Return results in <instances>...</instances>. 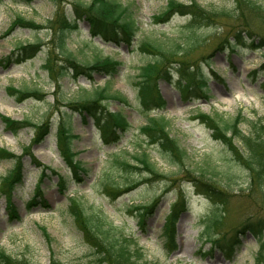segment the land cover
Listing matches in <instances>:
<instances>
[{
    "label": "rangeland",
    "instance_id": "rangeland-1",
    "mask_svg": "<svg viewBox=\"0 0 264 264\" xmlns=\"http://www.w3.org/2000/svg\"><path fill=\"white\" fill-rule=\"evenodd\" d=\"M75 1L88 3L90 0H33L29 3L25 0H0V148L20 155L23 148L31 144L40 124L45 120L51 124L41 142L30 147L32 155L42 166L32 163L28 155L23 156V180L14 189L12 198L19 212L18 219L10 221L5 196L0 188V250L32 264H48L52 256L63 264H95L92 263V247L85 242L69 209L70 199L76 198L88 215L102 219L106 225L112 224L116 234L136 239L145 260L150 263L254 264L258 244L251 236L242 239L240 249L230 261L222 262L224 258L219 252L202 254L209 248V244L200 238L203 231L201 217L209 209V201L196 193L190 179L198 177L215 182L233 195L230 222H237L246 215H264V210L249 198L247 170L232 161L230 152L213 138L211 130L198 118L199 112L225 119L233 118L237 113L251 119L264 116V46L238 47L232 53L226 45L217 49L218 42L230 33V29L241 25L240 21L225 17L217 19L209 27L197 29L207 39L205 45L192 55L198 58L202 67L206 98L189 102L180 96L176 83L162 81L159 89L166 106L152 113L167 119L170 136L186 150L187 157L181 168L175 167L153 147L144 146L156 169L168 174L165 179L151 177L148 181L145 170L126 173L106 161L110 152L128 151L134 154L140 149L138 143H142L139 128L145 124L146 118L133 108L136 104L135 89L130 77L153 55L140 51L137 43L143 39L157 40L167 47L175 41L183 42L188 31V18L175 14L165 21L155 20L154 17L164 10L168 0H119L128 6L137 27L130 45L123 43L116 47L92 39L85 21L79 23L77 30L69 32L66 40L68 48L82 62L94 54L110 56L122 62L119 71L110 78L96 73L91 80L84 76L75 79L70 73L59 75L63 57L56 48V25L52 26L49 22L61 7L65 14H69ZM197 2L206 9L214 10L231 11L234 6L232 0ZM16 17L32 20L38 26H11ZM259 30L256 33L264 36V30ZM257 42L258 38L255 45ZM29 44L38 45L33 57L15 63L6 62V56L16 53L21 45ZM46 59L51 60V70L47 69ZM253 71H256L254 76ZM107 79L111 90L124 95L132 105L119 111L121 104L118 101L104 103L108 111H119L117 113L129 121V127L120 131L121 139L117 144H105L99 125L90 117L84 121L68 106L79 98L81 87L90 90L103 86ZM11 86L39 91L41 98L29 95L19 101L17 96L8 93L7 87ZM2 115L14 120L28 119L29 123L13 133L5 127ZM60 119L77 136L71 143L76 160L86 171L78 172L81 180L74 177L57 148L55 131ZM240 127L247 131L243 123ZM236 144L241 147L239 142L236 141ZM13 165V160L0 158V187L3 177ZM58 177L64 180L62 185L58 183ZM107 180L119 187L116 194L105 192L103 183ZM37 185L42 189V198L48 206L35 204L28 208L27 202ZM179 192L185 195L188 209L177 224L178 248L168 254L161 245V227L169 205ZM155 201H158L156 207L147 215L143 228L138 211L130 210V207L151 205ZM234 217L237 219L234 220ZM42 227L50 240L44 235Z\"/></svg>",
    "mask_w": 264,
    "mask_h": 264
},
{
    "label": "trees",
    "instance_id": "trees-1",
    "mask_svg": "<svg viewBox=\"0 0 264 264\" xmlns=\"http://www.w3.org/2000/svg\"><path fill=\"white\" fill-rule=\"evenodd\" d=\"M31 2L33 0H25ZM232 10L206 9L197 0L179 2L168 0L164 10L154 17L157 21H165L175 14L188 18L187 33L184 41H175L172 45L163 47L157 40L143 39L137 43V47L143 53L152 54L153 57L136 68L132 78L135 89V101L133 106L140 114L146 117V124L139 128L142 143H138L139 151L134 154L128 151L111 152L106 162H111L114 168L131 173L132 170H145L149 177L146 180L168 177V174L158 171L150 161L146 147H153L164 160L181 168L187 157L186 150L181 148L176 139L171 137L168 131V121L162 115H151L156 110L165 107L166 101L161 95L159 82H172L179 86L180 95L184 99L193 100V97L206 98L204 93L205 77L202 75L200 61L192 57L195 51L205 45L207 39L197 32L201 27H209L222 17L233 21H240L241 25L231 28L230 33L217 44V49L228 46L230 51L242 46L261 48L264 46V36L256 31L264 30V0H232ZM85 21L88 25L90 36L99 39L103 44L120 46L125 43L130 45L137 27L132 19L130 9L119 0H90L88 3L73 2L69 14H65L61 7L49 22L56 25L58 34L56 37V48L63 57V63L59 65V75L70 73L73 78L84 76L91 80L96 73L105 77H112L119 71L121 61L110 56L100 57L97 54L83 62L76 58L67 46V34L78 29V24ZM23 25L36 27L32 20L16 17L12 25ZM258 42L255 45V40ZM37 44L21 45L16 53L6 56V62H20L34 56ZM192 58V59H191ZM203 57H201L202 59ZM50 59H46L47 69L51 70ZM256 74L253 71L252 75ZM8 93L17 96L19 101L26 99L29 95L41 98L38 91L21 90L7 87ZM203 92V93H202ZM118 101L123 107H131L128 99L110 88L109 79L103 86H96L90 90L81 87L79 98L69 103V110L77 113L85 121L90 117L96 125H99L101 138L105 144H116L121 139V132L129 126V122L123 115L110 113L104 103ZM65 114L69 117L68 111ZM105 114V115H104ZM198 118L208 129L211 130L213 138L220 142L226 151L231 154L235 163L244 167L248 172L249 197L254 205H259L264 210V116H255L253 119L237 113L233 118L210 116L199 113ZM5 127L11 132H17L26 127L28 119L21 121L2 116ZM103 119V120H102ZM110 119V121H109ZM247 126L244 131L240 124ZM50 121L45 120L38 127L31 142L36 144L48 133ZM121 131V132H120ZM77 137L71 133V129L60 119L56 126L57 148L72 171L74 177L79 179L78 172H86L75 158L72 148V139ZM236 141L240 143L239 147ZM23 148L21 155H15L0 148L1 159L14 161L13 167L3 177L1 192L6 200V212L10 221L19 218L17 207L12 202V193L15 187L22 182L24 155L31 158V162L42 166L32 155L30 146ZM141 150V151H140ZM194 189L209 201V209L201 217L203 231L200 238L209 244V248L202 254H213L219 252L224 259L232 260L242 245V239L251 234L256 240L258 247L254 253V264H264V215H246L237 222H230V201L233 195L212 181L203 178L191 177ZM63 180L59 177V184ZM104 182L103 187L108 194H116L119 191L116 183ZM158 201L151 205H138L130 207L137 210L139 223L144 228L147 215L152 213ZM47 207V202L42 198V191L35 188L33 196L27 202V207L32 205ZM70 212L77 223L86 243L92 248L95 264H157L150 263L144 258L142 247L136 239L129 235L116 234L112 224L96 216L88 215L76 198L70 199ZM188 209L185 195L178 193L176 199L170 204L169 212L164 218L161 227L162 248L166 253H172L178 248L177 223ZM241 216V215H240ZM237 217H234L236 220ZM228 222V223H227ZM43 233L48 240L49 235L42 227ZM0 264H32L28 261L13 257L0 250ZM48 264H63L60 260L50 258Z\"/></svg>",
    "mask_w": 264,
    "mask_h": 264
}]
</instances>
